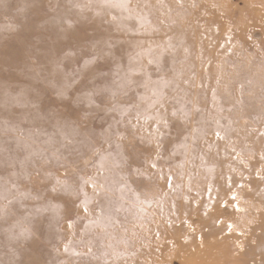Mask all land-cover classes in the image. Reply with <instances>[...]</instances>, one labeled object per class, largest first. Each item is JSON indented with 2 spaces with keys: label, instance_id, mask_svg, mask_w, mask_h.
<instances>
[{
  "label": "rangeland",
  "instance_id": "374dc122",
  "mask_svg": "<svg viewBox=\"0 0 264 264\" xmlns=\"http://www.w3.org/2000/svg\"><path fill=\"white\" fill-rule=\"evenodd\" d=\"M0 264H264V0H0Z\"/></svg>",
  "mask_w": 264,
  "mask_h": 264
},
{
  "label": "bare ground",
  "instance_id": "6f19581e",
  "mask_svg": "<svg viewBox=\"0 0 264 264\" xmlns=\"http://www.w3.org/2000/svg\"><path fill=\"white\" fill-rule=\"evenodd\" d=\"M139 41V40H138ZM139 44V43H138Z\"/></svg>",
  "mask_w": 264,
  "mask_h": 264
}]
</instances>
